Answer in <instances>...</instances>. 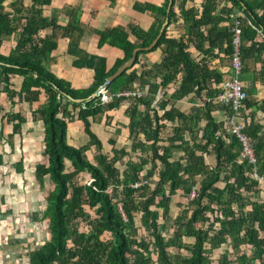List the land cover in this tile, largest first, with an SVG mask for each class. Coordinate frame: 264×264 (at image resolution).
Listing matches in <instances>:
<instances>
[{"label": "trees", "instance_id": "16d2710c", "mask_svg": "<svg viewBox=\"0 0 264 264\" xmlns=\"http://www.w3.org/2000/svg\"><path fill=\"white\" fill-rule=\"evenodd\" d=\"M5 1L0 0V93L5 91L13 104L16 97L30 104L38 101L42 89L46 94V101L33 110V118L43 121L46 145L45 160L36 164V179L42 189L48 181L53 184L43 216L49 221L50 238L28 252L29 264H215L212 256L219 249L216 264H254L256 260L264 264V182L253 176L254 165L242 160L239 140L226 129L232 108L215 101L221 85L233 75L231 65L229 73L223 72L216 60L232 61L237 11L244 13V18L239 14L242 64L253 49L264 48V41L256 40L259 32L264 35V0H173L169 23L157 44L140 51L133 67L107 86L116 93L141 84L146 94L108 102L93 94L136 47H146L157 37L168 15L169 0L161 5H134L154 17L149 29L134 22L93 29L100 35V46H117L124 56L110 69L106 57L95 56L91 59L94 80L80 89L46 65L60 35L70 38L68 52L77 57L74 65L88 64L90 55L79 46L85 31L79 10L66 9L70 20L62 26L57 18L43 14V6L52 0H32L31 6L25 0H14L11 10ZM180 17L185 30L179 37L171 36L169 26ZM49 28L52 32L41 36V30ZM12 35H17L16 46L4 54L1 46ZM157 48L163 51L161 61L138 72L134 67L140 54ZM13 75L24 77L18 91ZM149 76L160 79L148 82ZM191 93L199 99V106L189 112L175 106ZM125 101L129 103L125 112L131 143L116 147L117 137H111L110 155L104 152L92 123L105 117L110 125ZM248 106L264 110V101L258 106L248 95L241 114ZM218 109L225 112L221 121L213 115ZM244 116L245 131L255 146L257 173L264 180L263 125ZM4 118L13 123L14 133H21L27 121L14 111ZM75 119L84 122L89 136L79 147L68 141V123ZM92 148L96 150L93 161L86 154ZM177 152L183 154L176 158ZM208 154L215 155L214 166L207 164ZM149 164L150 170L144 172ZM82 173L89 174L84 184L80 183ZM154 174L157 180L152 187L149 180ZM136 183L141 184L134 187ZM180 192L187 203H177L181 212L173 218V196ZM173 219L171 228L168 223ZM80 222L88 230H80ZM105 233L111 235L107 241L102 238Z\"/></svg>", "mask_w": 264, "mask_h": 264}, {"label": "crops", "instance_id": "0c3cea01", "mask_svg": "<svg viewBox=\"0 0 264 264\" xmlns=\"http://www.w3.org/2000/svg\"><path fill=\"white\" fill-rule=\"evenodd\" d=\"M12 1L14 0L5 1L6 9H12L10 5ZM163 1L115 0L112 3L111 0H52L50 4L43 6V14L47 17L57 18L59 25L65 26L70 20L66 9L75 7L79 10V21L85 30L80 38L79 46L90 56L87 65L76 67L74 61L77 57L68 52L70 38L60 35L58 46L52 52V59L46 63L47 68L58 77L70 80L75 88L88 87L93 82L95 74L91 59L95 56L106 57L107 66L110 69L118 58L124 56L123 50L117 46L109 43L100 46V35L93 29L105 30L117 25L125 26L130 22H134L144 29H149L154 22V17L148 11H137L134 5L146 2L161 5ZM225 4L230 5L231 3L225 1ZM25 5L31 6L33 1L25 0ZM237 13L244 18L243 12L237 11ZM184 30L183 19L180 17L178 21L169 26L168 32L171 36L179 37ZM51 32L52 29L49 28L41 30L40 33L41 36H46ZM130 38L135 40L133 34L130 35ZM256 40L263 42L264 35L259 32ZM16 43L17 35L10 36L4 40L1 52L9 54ZM249 45L250 42L247 43V46ZM224 46L225 42H222L221 49ZM192 50L198 51L195 48ZM217 51L220 50L217 49ZM220 53L223 54V51ZM162 55L161 48L142 53L134 68H138V72L154 68L161 61ZM216 61L221 71L230 72V59L223 61L217 59ZM159 79L160 76L159 78L155 76L146 78L148 82L152 83L159 81ZM241 79L246 85L249 97L257 101L259 106L264 101V48L253 49L252 53L243 61ZM23 80V76L13 75V87L17 91L22 87ZM15 101L16 103L13 104L5 91L0 93V264H29L28 252L40 247L50 238L49 221L43 217L48 193L40 187L35 175L36 164L45 160V131L43 121L33 118V110L46 101V94L42 89L40 99L32 104L19 97H16ZM128 104L127 101L122 103L115 112L110 125L106 123L105 117L92 123L93 131L104 143L105 152L111 153L113 146L109 143V139L113 136L117 137L116 147L131 143L129 139V117L125 112ZM199 104V99L195 93H191L177 100L175 106L189 112ZM9 111L20 112L27 118V121L22 125L21 133H14L13 123L8 122L6 118L3 119V115ZM245 113L263 125L260 137L264 139V110L246 107L245 111L240 113V119L244 123ZM213 115L218 121L226 118L225 112L219 109L214 111ZM204 124L203 121L201 125L204 126ZM68 141L76 147L89 141L82 120L75 119L68 123ZM182 154L183 152H177L176 158ZM206 159L208 165L214 166L216 164L214 154H208ZM262 181L264 182V180ZM180 197L181 192L177 194L176 206ZM182 202L184 201L182 200ZM173 207L172 205V211L174 210ZM254 264H260V262L256 260Z\"/></svg>", "mask_w": 264, "mask_h": 264}, {"label": "built area", "instance_id": "2783aa9c", "mask_svg": "<svg viewBox=\"0 0 264 264\" xmlns=\"http://www.w3.org/2000/svg\"><path fill=\"white\" fill-rule=\"evenodd\" d=\"M236 26L235 30V53L231 61V66L233 69V75L227 81H225L221 87L222 90L217 94L215 101L228 105L232 108L233 113L227 118L226 129L236 137L241 144L240 156L242 160H248L254 165L253 176L260 178L257 173V157L255 154V146L251 137L245 131V123L240 119L241 107L243 102L248 97V91L245 83L241 79V74L243 70V64L240 56V35L241 28L240 22L242 21L239 14H236ZM105 85V84H104ZM101 85L95 92L96 96L101 98L102 102H108L115 98L124 97L127 99H133L135 97L143 96L146 94V88L141 84L134 85L133 88L118 91L116 93H111L108 91L107 87ZM141 183H136L133 186L137 187ZM195 196V192L191 194V197Z\"/></svg>", "mask_w": 264, "mask_h": 264}, {"label": "rangeland", "instance_id": "374dc122", "mask_svg": "<svg viewBox=\"0 0 264 264\" xmlns=\"http://www.w3.org/2000/svg\"><path fill=\"white\" fill-rule=\"evenodd\" d=\"M83 145H85V144H83ZM105 152V151H104ZM106 153H109L110 155H111V153L110 152H106ZM86 154H87V156H88V158L90 159V160H94V156H95V154H96V150L94 149V148H92V149H90V150H88L87 152H86ZM150 170V166L148 167L147 166V170L146 171H144V172H147V171H149ZM82 176H81V181H80V183H86L87 182V180H88V178H89V174H86V173H82L81 174ZM157 180V176L154 174V176H153V178H151L150 180H149V183L152 185V187L155 185V181ZM148 182V181H147ZM53 188V184L51 183V182H47V184H46V187H45V189H43L44 191L46 190L47 191V193H48V191L49 190H51ZM176 199H178L177 198V195H175V196H173V202H174V204H173V208H174V210L172 211V216H173V218H175L177 215H179L180 214V212H181V206L179 207H177L176 206ZM184 201V202H182V203H184V204H186L187 203V199L186 198H181L180 197V199H179V201ZM86 210L87 211H90V208L87 206L86 207ZM140 217H138V219H137V222H138V224L139 225H141L140 224ZM161 222H163L162 221V219L160 220ZM173 221H174V219L172 220V221H170L169 223H168V226H170L171 228H173ZM79 228H80V230H83V231H86V230H88V228H89V226L85 223V222H80L79 223ZM173 231V230H172ZM140 233H142V234H144L145 233V231L143 230V228H142V230L140 231ZM170 235H173V232H170L169 233ZM49 235H50V232H49ZM110 237H111V235L109 234V233H105L103 236H102V238H103V240H105V241H107V240H109L110 239ZM70 244H72L71 242H70ZM224 248H225V246H224ZM173 251H175V249H173ZM220 251H222V249H219V250H217L216 251V253H214L213 254V259H214V263L216 264V261H217V257H218V254H219V252ZM183 252L184 253H187V251H185V250H183ZM155 256V255H154ZM156 257V256H155Z\"/></svg>", "mask_w": 264, "mask_h": 264}, {"label": "water", "instance_id": "95a60500", "mask_svg": "<svg viewBox=\"0 0 264 264\" xmlns=\"http://www.w3.org/2000/svg\"><path fill=\"white\" fill-rule=\"evenodd\" d=\"M172 5H173V0H169V4H168V8H167V12H168V15L164 21V23L162 24V27L160 29V32L159 34L157 35V37L152 41V43L146 47H136L133 51V54L132 56L126 60L123 64H121L117 69L116 71L111 74L110 76H108L107 80H106V83H105V87L108 86V84L116 79L118 76H120L124 71L130 69L131 67H133L136 59H137V56H138V53L142 50H151L153 49V47L157 44L158 40L161 38L163 32H164V29L166 28V26L168 25L169 23V12L171 11V8H172ZM93 96L95 97V93L93 94ZM70 99L74 100V101H81L80 99H75L71 96H68Z\"/></svg>", "mask_w": 264, "mask_h": 264}]
</instances>
